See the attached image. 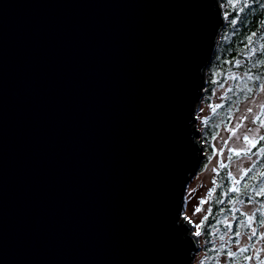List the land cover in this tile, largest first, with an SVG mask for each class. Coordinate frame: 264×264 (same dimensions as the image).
Segmentation results:
<instances>
[{
	"label": "water",
	"instance_id": "1",
	"mask_svg": "<svg viewBox=\"0 0 264 264\" xmlns=\"http://www.w3.org/2000/svg\"><path fill=\"white\" fill-rule=\"evenodd\" d=\"M225 26L221 0H0V264H196Z\"/></svg>",
	"mask_w": 264,
	"mask_h": 264
},
{
	"label": "rangeland",
	"instance_id": "2",
	"mask_svg": "<svg viewBox=\"0 0 264 264\" xmlns=\"http://www.w3.org/2000/svg\"><path fill=\"white\" fill-rule=\"evenodd\" d=\"M233 1L235 4L239 2H228ZM223 8L226 16L227 4H223ZM213 58L214 56L208 71ZM208 71L205 75L204 94L197 108L198 138L203 146V157L185 192L184 217L191 221L201 245L196 253L195 263L208 264L211 258L218 256V264H227L228 258L217 252L218 246L223 242L231 253H240L243 248L251 249V254L246 258L248 264H264V212L261 210V201L255 198L234 201L232 209L241 210L244 214L242 222L246 223L236 242L231 241L229 230L224 238H220L222 234L217 236L222 225L230 226L235 216L220 217L219 220L212 214L219 182L217 178L223 166H228V174L233 176L231 189H235L238 184L241 186L250 168L255 174L259 173L264 144L255 149L252 147L264 136V82L259 90H255L244 100L225 103L230 88L232 87L233 92L240 87L242 81L249 79L247 73L232 70L231 74L223 72L216 79H210ZM210 84L212 90L208 96L206 91ZM256 188L264 190V175Z\"/></svg>",
	"mask_w": 264,
	"mask_h": 264
},
{
	"label": "trees",
	"instance_id": "3",
	"mask_svg": "<svg viewBox=\"0 0 264 264\" xmlns=\"http://www.w3.org/2000/svg\"><path fill=\"white\" fill-rule=\"evenodd\" d=\"M228 1L223 0L222 3L227 4L229 10L226 11V26L219 34L214 58L209 71H207L210 79H216L217 75L221 76L223 72L231 74L232 70L246 72L249 79L246 82L242 81L240 87L235 88L233 92L231 87L225 103L244 100L246 96L259 90L264 82V0H239L236 4L235 1L231 3ZM211 86L212 84L206 91L208 96L211 94ZM261 139L255 146L256 148L264 144V136H261ZM259 164V173L255 174L254 170L250 168L248 176L244 178L241 186L238 184L235 189H231L233 176L228 174V166H223L220 170L217 178L219 180L217 194L212 204V214L219 220L220 217L235 216V220L230 226H223L220 222L222 228L217 234V236L222 234L220 238H224L229 230L231 241L236 242L239 240L242 227L246 225L242 222L244 214L241 210L234 211L232 209L234 201H238L240 198L246 201L255 198L263 203L261 210L264 212V190L259 193L253 177L256 175L260 177L258 182L263 179L264 155ZM217 252L228 258L227 264H248L246 258L251 254V249L243 248L240 253H231L227 245L225 247L221 242ZM217 260H219L218 256L211 258L208 264H218Z\"/></svg>",
	"mask_w": 264,
	"mask_h": 264
},
{
	"label": "flooded vegetation",
	"instance_id": "4",
	"mask_svg": "<svg viewBox=\"0 0 264 264\" xmlns=\"http://www.w3.org/2000/svg\"><path fill=\"white\" fill-rule=\"evenodd\" d=\"M256 147H255V145L252 147V149H255ZM263 175H264V173H263ZM263 175H262V177H263ZM254 177V182H255V184L256 185H258V179H260V177H258L257 175L256 176H253ZM258 190V189H257ZM259 191V193H261V192H263V191H261V190H258ZM249 261H247V263H248Z\"/></svg>",
	"mask_w": 264,
	"mask_h": 264
}]
</instances>
